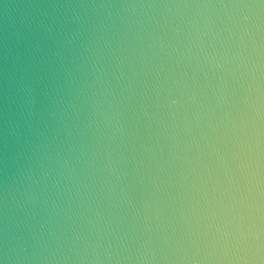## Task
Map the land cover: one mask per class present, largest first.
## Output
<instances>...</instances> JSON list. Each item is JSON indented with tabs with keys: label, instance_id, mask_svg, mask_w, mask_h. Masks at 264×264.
<instances>
[{
	"label": "water",
	"instance_id": "1",
	"mask_svg": "<svg viewBox=\"0 0 264 264\" xmlns=\"http://www.w3.org/2000/svg\"><path fill=\"white\" fill-rule=\"evenodd\" d=\"M0 264H264V0H0Z\"/></svg>",
	"mask_w": 264,
	"mask_h": 264
}]
</instances>
